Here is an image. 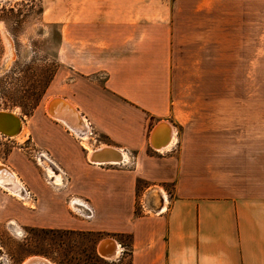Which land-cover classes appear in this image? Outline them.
<instances>
[{
  "label": "crops",
  "instance_id": "1",
  "mask_svg": "<svg viewBox=\"0 0 264 264\" xmlns=\"http://www.w3.org/2000/svg\"><path fill=\"white\" fill-rule=\"evenodd\" d=\"M45 17L63 24L47 93L87 125L29 118L0 222L111 236L130 264H264V0H48ZM201 84L242 87L175 92Z\"/></svg>",
  "mask_w": 264,
  "mask_h": 264
},
{
  "label": "rangeland",
  "instance_id": "2",
  "mask_svg": "<svg viewBox=\"0 0 264 264\" xmlns=\"http://www.w3.org/2000/svg\"><path fill=\"white\" fill-rule=\"evenodd\" d=\"M48 0H0V111L15 113L23 119V133L8 137L0 133V163L10 167L8 158L27 133L29 118L39 111L47 112L53 98L48 87L61 66L58 51L63 24L45 17ZM227 60L235 63L234 35L229 36ZM213 43V60L221 55ZM236 85H178L175 92L186 99L187 94L198 99L204 89L227 91L229 100L235 99ZM64 99V98H63ZM49 114V112H47ZM28 142L21 147L28 150ZM42 164V163H41ZM104 238L96 232L19 228L0 222V264H24L34 257H42L52 264H130L129 255L104 258L98 245ZM124 243L130 238L123 236Z\"/></svg>",
  "mask_w": 264,
  "mask_h": 264
},
{
  "label": "bare ground",
  "instance_id": "3",
  "mask_svg": "<svg viewBox=\"0 0 264 264\" xmlns=\"http://www.w3.org/2000/svg\"><path fill=\"white\" fill-rule=\"evenodd\" d=\"M46 109L47 112H49L50 116H52L55 119L63 121L66 125H70V126L73 125L77 127V130L80 128H84V129L86 128L87 124L85 120L81 117V115L78 113L76 108L72 104H70L69 101L63 98H53L50 102H48ZM23 123H24L23 119H21L15 113L8 111H0V133H2L3 135L8 137L17 136L23 131L22 130L24 126ZM72 130L75 131L76 129L75 130L72 129ZM116 151L113 150L112 152H110L108 150H102L100 155L94 157L93 155H91L90 158L91 159L99 158L104 161L112 160L115 162L117 160H120V158H118L120 153ZM41 163L43 164V161H41ZM47 171L50 174L53 173L48 165H47ZM0 188L6 190L7 192L13 195L22 196L21 195L22 186L17 177L16 172L11 167L1 163H0ZM24 264H52V263L45 258L34 257L29 259Z\"/></svg>",
  "mask_w": 264,
  "mask_h": 264
},
{
  "label": "water",
  "instance_id": "4",
  "mask_svg": "<svg viewBox=\"0 0 264 264\" xmlns=\"http://www.w3.org/2000/svg\"><path fill=\"white\" fill-rule=\"evenodd\" d=\"M71 127L74 129H77V127H75L73 125H71ZM102 150H108L110 152L113 151V149H111V148H99V149L94 150L92 152L93 157L100 155ZM122 159H120V160H122ZM91 161H93V162H110L112 160L104 161V160H101L99 158H96L94 160L91 159ZM117 161H119V160H117ZM98 252L104 258H108V259L115 258V257H117V245L113 243L112 238H104L98 245Z\"/></svg>",
  "mask_w": 264,
  "mask_h": 264
}]
</instances>
